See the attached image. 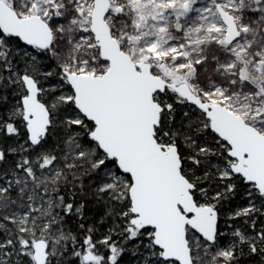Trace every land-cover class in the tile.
I'll use <instances>...</instances> for the list:
<instances>
[{"label": "snow or ice", "instance_id": "6c2138e0", "mask_svg": "<svg viewBox=\"0 0 264 264\" xmlns=\"http://www.w3.org/2000/svg\"><path fill=\"white\" fill-rule=\"evenodd\" d=\"M264 264V0H0V264Z\"/></svg>", "mask_w": 264, "mask_h": 264}, {"label": "trees", "instance_id": "16d2710c", "mask_svg": "<svg viewBox=\"0 0 264 264\" xmlns=\"http://www.w3.org/2000/svg\"><path fill=\"white\" fill-rule=\"evenodd\" d=\"M132 260H133V258L130 255H127L124 258V264H131Z\"/></svg>", "mask_w": 264, "mask_h": 264}]
</instances>
